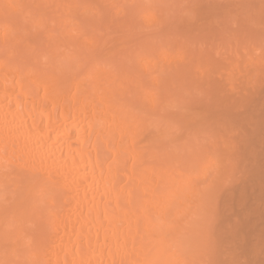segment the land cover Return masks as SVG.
<instances>
[{"label":"rangeland","instance_id":"rangeland-1","mask_svg":"<svg viewBox=\"0 0 264 264\" xmlns=\"http://www.w3.org/2000/svg\"><path fill=\"white\" fill-rule=\"evenodd\" d=\"M0 48L9 68L62 93L104 80L139 132L159 134L153 165L191 181L181 196L196 262L225 250L229 264H264V0H0ZM0 214V264H28L18 234L50 221Z\"/></svg>","mask_w":264,"mask_h":264},{"label":"bare ground","instance_id":"bare-ground-1","mask_svg":"<svg viewBox=\"0 0 264 264\" xmlns=\"http://www.w3.org/2000/svg\"><path fill=\"white\" fill-rule=\"evenodd\" d=\"M95 80L76 79L72 92L62 93L27 79L0 56V212L15 222L50 221L35 230L37 237L21 230L20 253L13 255L22 251L28 264H194L198 254L186 241L192 215L186 219L181 196L191 181L153 165L159 134L139 132L128 109ZM224 251L217 264H229Z\"/></svg>","mask_w":264,"mask_h":264}]
</instances>
